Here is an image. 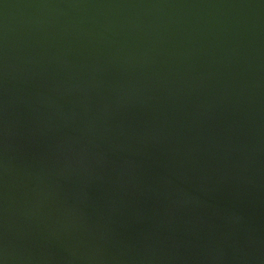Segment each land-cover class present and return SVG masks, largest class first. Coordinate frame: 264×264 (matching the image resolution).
I'll return each instance as SVG.
<instances>
[{"label": "water", "instance_id": "1", "mask_svg": "<svg viewBox=\"0 0 264 264\" xmlns=\"http://www.w3.org/2000/svg\"><path fill=\"white\" fill-rule=\"evenodd\" d=\"M0 264H264V0H0Z\"/></svg>", "mask_w": 264, "mask_h": 264}]
</instances>
